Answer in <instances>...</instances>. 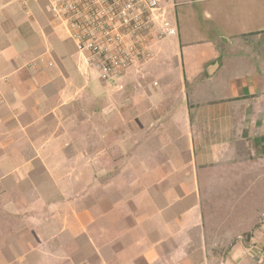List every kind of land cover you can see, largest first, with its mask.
<instances>
[{"label":"crops","instance_id":"0c3cea01","mask_svg":"<svg viewBox=\"0 0 264 264\" xmlns=\"http://www.w3.org/2000/svg\"><path fill=\"white\" fill-rule=\"evenodd\" d=\"M167 5L114 86L48 0H0V264H260L264 0Z\"/></svg>","mask_w":264,"mask_h":264},{"label":"built area","instance_id":"2783aa9c","mask_svg":"<svg viewBox=\"0 0 264 264\" xmlns=\"http://www.w3.org/2000/svg\"><path fill=\"white\" fill-rule=\"evenodd\" d=\"M48 1L52 17L66 27L87 69L105 84L117 86L132 71L141 72L155 43L177 34L167 0ZM254 230L264 232V216ZM238 240H248L264 264V246L253 233Z\"/></svg>","mask_w":264,"mask_h":264},{"label":"rangeland","instance_id":"374dc122","mask_svg":"<svg viewBox=\"0 0 264 264\" xmlns=\"http://www.w3.org/2000/svg\"><path fill=\"white\" fill-rule=\"evenodd\" d=\"M240 206H242V208H243V210H245V213L246 214H249L250 212H251V206L252 205H240ZM230 207H231V205H221V207H220V209H219V215L220 216H218V217H221V218H223L224 217V215H226L228 212H231L232 211V215L235 213L234 212V209H230ZM239 207V206H238ZM248 219V218H247ZM249 233V232H248ZM248 233H243V235H249ZM233 240L232 241H228V242H219L218 243V246L221 248V249H228V248H230L231 247V245L233 244ZM26 259V261H32V260H34L32 257H30V256H28V257H26L25 258Z\"/></svg>","mask_w":264,"mask_h":264}]
</instances>
